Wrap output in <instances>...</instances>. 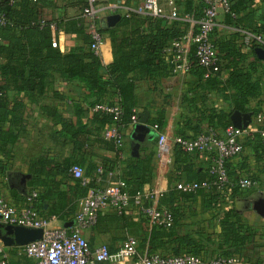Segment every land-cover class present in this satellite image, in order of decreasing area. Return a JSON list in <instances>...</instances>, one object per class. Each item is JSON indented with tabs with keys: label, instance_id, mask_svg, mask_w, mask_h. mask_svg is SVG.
Returning <instances> with one entry per match:
<instances>
[{
	"label": "trees",
	"instance_id": "obj_1",
	"mask_svg": "<svg viewBox=\"0 0 264 264\" xmlns=\"http://www.w3.org/2000/svg\"><path fill=\"white\" fill-rule=\"evenodd\" d=\"M138 1L125 0L128 4H136ZM228 1L230 13L225 15V24L264 37V11L259 23L254 17V11L250 10L255 0ZM258 1L264 8V0ZM174 3L177 7L180 6L181 15L188 14L195 20L200 19L202 0H174ZM50 5L51 0H0V19L4 23L0 24V59L4 60L0 62V155H9L11 148L23 134L22 123L26 108L24 100L38 106L41 102L40 97L48 88L47 78L52 74H58L68 85L72 83L82 85L86 93L83 99L84 106L78 103L73 105L75 123L62 119L55 108L41 106L42 111L51 118L54 125L60 124L62 136L66 140H73L76 150L93 147L118 152L119 148L116 147L114 140H106L102 136L105 125L116 123L121 131L131 126L132 110L137 109L139 112L135 93L137 83L147 81L156 89L161 86L164 79L172 76L173 56L166 53V49L175 39L185 34L188 25L184 22L168 23L165 16L153 18L130 14L121 15L120 22L114 28L104 30L102 21L99 31L102 35L107 34L110 37L113 56L112 63L104 66L89 50L90 32L87 29V20L82 17L84 0L80 1L81 10L78 17L67 21L44 20L41 17V10ZM59 30L65 34L83 35L86 48H75L68 53H62L56 37ZM213 33L211 40L217 51L220 72L204 79L192 46L188 48V72L197 77L194 89L221 92L226 100H230L231 109L227 112L215 110L202 112L200 122H204V126L190 127L189 119H183L182 129L186 127L192 135L186 136L182 129H178L176 136L182 138H193L208 130L221 132L231 125L230 116L235 111L242 114L251 113L254 118L262 111L249 108L251 100L261 92L258 81L253 78L255 69L261 64L253 52L255 46L252 45L249 51L243 54L237 42L238 34L214 39ZM221 70L228 71L227 79L224 81L219 77ZM192 91L193 88L188 89L184 96L187 100V94L192 95L189 96L191 102L197 97ZM8 92H14V96L10 98ZM224 92L229 94L224 95ZM95 105L117 106L119 116L114 120L113 114L103 111L92 112ZM81 119H86L90 125L83 124ZM163 121V114L159 113L156 118L148 121V125H156L159 129ZM182 153L176 148V164L181 160ZM76 166H80L79 163L70 159L56 163L51 159L39 158L30 164L28 173L32 179L28 181V185L39 188L36 190L38 201H52L48 217L67 221V217L78 207V201L85 196L86 189L80 186L78 180H75L72 188L69 187V191L72 194L74 192L77 198L73 203L65 198L67 194L57 190L58 185L54 183L57 175L73 179L69 170ZM103 167L106 171V167ZM47 168L49 170H46ZM2 170L4 164L0 162V172ZM152 170L151 153L142 158H130L119 180L125 183L132 197L141 192L144 184L148 183ZM206 178L207 173L187 182H200ZM211 194L218 195L214 192L205 194L203 191L184 194L174 188L162 195L158 205L172 214L173 222L168 229L154 226L151 228L147 253L191 254L201 257V254L206 252L205 247L210 243V239L202 228L184 221L185 211L178 203L188 200L197 203L198 199L202 202L205 197H212ZM215 195L213 197L216 198ZM239 195L234 191L231 199ZM39 208L43 209V203L39 204ZM64 208H67L65 213ZM235 217L237 213L235 208H232L220 220L225 231V243L230 244L231 240L232 244L240 243L248 238L240 236L233 230L234 224L229 221ZM169 248L172 253H164ZM228 251L223 250L220 256L238 255ZM22 260L31 264L27 259Z\"/></svg>",
	"mask_w": 264,
	"mask_h": 264
},
{
	"label": "crops",
	"instance_id": "obj_2",
	"mask_svg": "<svg viewBox=\"0 0 264 264\" xmlns=\"http://www.w3.org/2000/svg\"><path fill=\"white\" fill-rule=\"evenodd\" d=\"M81 0H51V5L41 10V17L50 21L52 19L71 20L78 17L81 10ZM176 1V0H175ZM99 4L111 5L120 3L123 7H135L142 2L126 3L125 0H98ZM166 17L168 13L167 0H158ZM180 9V6H178ZM250 10L254 11V17L257 22L263 15V5L255 0L250 6ZM117 14L122 15L119 11ZM111 15L106 12L103 18ZM216 27L213 33L214 39L228 38L231 35L238 34L237 42L241 53L246 54L252 46L245 39V30L234 29L225 24V15L220 14L216 19ZM251 34V33H248ZM59 49L62 53H68L75 48H86L84 37L81 34H65L59 30L56 33ZM262 37V36H261ZM264 41V37H262ZM257 48V47H255ZM254 48V49H255ZM264 49L263 47H261ZM254 52V50H253ZM255 54V53H254ZM257 58V56L255 55ZM99 60L104 66L112 63L113 56L111 51L110 37L103 35V44L100 49ZM252 61V58H249ZM258 59V58H257ZM261 64L255 69L253 78L258 81L261 92L256 98L252 99L249 108L255 110H264V60L258 59ZM0 62H4L0 59ZM228 71L221 70L219 75L221 81L227 79ZM197 77L190 72L170 76L164 79L161 86L154 89L152 84L147 81L138 82L136 85L137 105L139 113L147 112L148 121L156 118L159 113L163 114L164 121L157 130L153 126L148 125L150 133L145 137L143 142L139 143V155L142 158L151 153V163L153 170L148 183L144 184L142 190H161L163 195L171 188L177 180L188 181L204 176L210 166L211 154L205 153H182L180 161L176 164V148L172 144V139L176 136L178 129H182V120L189 119L188 125L195 127L204 126V122H200L202 112L209 110L229 111L231 109L230 100H226L221 92H207L201 89H194ZM46 85L47 90L40 97L38 106L31 105L24 100L26 108L24 109V121L22 123L23 134L11 148V152L7 156L0 155V162L4 164V170L0 172V195L11 201L19 203L24 197L21 192L12 188L10 182L14 178V174H29V166L39 158L51 159L60 163L65 159H70L79 163V167L85 175H95L98 166L106 167L103 184L113 185L125 171L126 162L131 156V144L133 140L131 135L135 126L122 131L123 143L118 152L107 151L101 148H83L76 150L73 140H66L60 132V124L54 125L51 118L41 109V106L55 108L64 120H70L75 123L73 116V105H83V99L86 95L82 85L78 83L66 84L58 74L48 76ZM193 88V95L196 94L194 101H189L192 95L187 94V100L184 97L188 89ZM224 92V95H228ZM10 98L14 96V92H8ZM190 96V97H189ZM62 97V99H61ZM84 106V105H83ZM251 116L248 127L254 126V117L251 113H245ZM83 124L90 125L86 119H81ZM186 136L192 135V132L186 127L182 129ZM158 134L166 136L165 152L159 154L156 139ZM241 141L244 145L242 154L233 158L227 163L228 173L231 179L238 180L240 178H248L254 183V187L247 194H240L231 199V197H221L211 194L205 197L202 202L200 199L195 203L194 200L179 202V206L185 211L184 221L190 225H197L202 228L206 236L210 239V243L206 245L205 253L201 257L206 259L220 256L223 250L235 252L241 260V264H264V218L258 216L252 211L243 200L252 194L259 193L264 197V144L255 133L252 137H243ZM178 156V153H177ZM46 170H49L47 168ZM30 175V174H29ZM32 177L30 178V180ZM28 180V181H30ZM26 182V194L32 190L39 189L32 187ZM54 183L58 185L57 190L66 195V199L72 203L77 199L75 193L69 191V187H73L75 180L69 177L61 178L56 176ZM41 189V188H40ZM207 193V192H203ZM25 194V195H26ZM213 195L217 196L216 198ZM242 201H237L236 199ZM43 203V209L39 208V204ZM246 206V207H245ZM52 207V201H37L39 214L43 218L48 217L49 210ZM65 207V206H64ZM235 208L237 217L231 218L229 223L234 224L235 233L248 238L240 243H225V231L220 220L230 209ZM67 208L63 209L66 212ZM191 210L190 213L187 211ZM77 211V207L73 214L67 217V221L54 219L50 222L51 229L66 228L65 225L72 223L73 217ZM189 214V215H187ZM2 226H7L2 224ZM150 230L147 221L140 214L137 207L131 208L122 216H118L113 210L108 209L101 214L98 222L94 227L84 232V237L90 248L99 245H106L110 252H116L121 242L128 236L135 237L138 242L139 255L147 252L150 242ZM1 233L4 231L1 229ZM1 244V243H0ZM229 245H231L229 247ZM13 247V246H10ZM164 253H172L171 248L166 249ZM16 257L13 252L10 253V262ZM18 258V257H17ZM20 259V258H19Z\"/></svg>",
	"mask_w": 264,
	"mask_h": 264
},
{
	"label": "built area",
	"instance_id": "obj_3",
	"mask_svg": "<svg viewBox=\"0 0 264 264\" xmlns=\"http://www.w3.org/2000/svg\"><path fill=\"white\" fill-rule=\"evenodd\" d=\"M85 6L82 17L87 20V29L90 32L89 50L99 57L103 44V35L100 33V23L103 15L108 12L117 14L122 11L125 16L137 14L148 17L165 16L158 0H142L135 7H123L120 3L100 5L98 0H84ZM203 9L200 19L195 20L191 15H181L174 0H167L168 23L184 22L188 25L185 34L175 39L166 49L171 54V74L177 76L189 70L188 48H194V57L197 65L203 71V78L208 79L220 72V62L217 51L212 43L211 35L217 25L216 19L220 14L230 13L228 0H202ZM0 24H4L0 19ZM245 39L255 47H263L261 36L245 33ZM92 112L103 111L119 116L117 106L95 105ZM254 126L238 129L230 125L221 132L208 130L193 138L174 136L172 144L183 153L211 154L207 178L200 182L175 181L173 188L184 194H195L198 191L214 192L223 197H231L234 191L247 194L254 183L248 178L232 180L228 174L227 163L242 154L243 137H252L258 134L264 144V110L254 118ZM131 126L139 123V112L132 110ZM157 130L156 125L153 126ZM102 136L106 140H114L116 147L123 143V134L116 123L105 125ZM167 138L158 134L157 148L160 155L165 152ZM71 177L78 180L80 186L86 189L85 196L78 201L77 211L73 217V225L69 228L51 229L49 224L54 217L40 216L37 201L38 193L32 190L24 195L19 203H12L0 195V224L22 227L26 229H41L42 238L23 246L5 247L0 244V264H10V253L13 252L20 259H27L31 264H241L236 256H217L206 259L191 254H149L139 255V242L135 237H126L116 252H110L106 245L90 248L84 237V232L94 227L99 216L111 209L117 215H123L134 206L145 218L150 228L168 229L171 227L172 214L165 208L159 207L158 202L163 195L161 190H142L130 196L127 186L122 180L113 185H104L106 171L102 165L95 170V175L89 177L79 167L69 170Z\"/></svg>",
	"mask_w": 264,
	"mask_h": 264
},
{
	"label": "water",
	"instance_id": "obj_4",
	"mask_svg": "<svg viewBox=\"0 0 264 264\" xmlns=\"http://www.w3.org/2000/svg\"><path fill=\"white\" fill-rule=\"evenodd\" d=\"M121 20L120 14H111L103 18L104 30H109L114 28ZM254 53L258 59L264 60V49L255 48ZM148 113L142 112L139 114V123L134 128V132L131 135L133 140L131 144V156L137 158L139 155V143L143 142L145 137L150 133V129L147 125ZM231 125L238 129H245L248 127L251 116L249 114H242L240 112H233L230 116ZM14 178L10 182V186L21 194H26V182L30 180L31 175L29 174H14ZM237 201H242L241 199H236ZM245 205H247L252 211H254L258 216L264 218V197L259 194H252L248 198L243 200ZM246 207V206H245ZM73 224H66L65 227L69 228ZM1 229L4 234L1 233ZM42 238L41 229H26L22 227L15 226H2L0 224V243L5 247L10 246H23L30 242L40 240Z\"/></svg>",
	"mask_w": 264,
	"mask_h": 264
},
{
	"label": "rangeland",
	"instance_id": "obj_5",
	"mask_svg": "<svg viewBox=\"0 0 264 264\" xmlns=\"http://www.w3.org/2000/svg\"><path fill=\"white\" fill-rule=\"evenodd\" d=\"M137 125H138V124H136L135 127H136ZM10 264H28V262H26L25 260L19 259V258H17V257H14L13 260H12V262H10ZM123 264H126V262L123 263Z\"/></svg>",
	"mask_w": 264,
	"mask_h": 264
}]
</instances>
